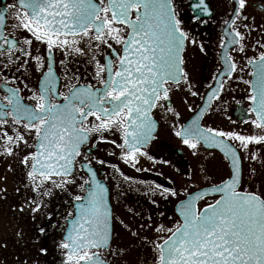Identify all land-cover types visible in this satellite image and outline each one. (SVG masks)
Returning <instances> with one entry per match:
<instances>
[{
  "label": "snow or ice",
  "instance_id": "obj_1",
  "mask_svg": "<svg viewBox=\"0 0 264 264\" xmlns=\"http://www.w3.org/2000/svg\"><path fill=\"white\" fill-rule=\"evenodd\" d=\"M234 3L224 21L228 39L220 43L222 67L203 94L193 90L185 51L192 45L203 53L205 45L186 30L177 0H18L0 9V156L18 158L26 169L33 219L47 207L46 198L66 197L70 210L56 243L60 264H113L109 256L125 255L118 245L113 248L114 221L131 229L113 216L109 189L94 165L107 164L125 181L132 178L96 153L101 144L110 145L106 157H116L118 150L120 160L143 171L138 157L153 159L147 147L156 139L155 113L179 121L172 94L184 87L203 104L194 110L183 102L195 115L187 124L173 123L174 135L193 155L201 146L223 152L230 162L228 178L193 192L185 189L178 215L167 217L171 227L140 224L154 231V239L132 235L150 248L151 264H264V192L243 186V161L258 160L264 149V22H247L248 0ZM190 7L195 22L211 15L206 0ZM10 11L14 23L8 25ZM253 32L258 38L250 42ZM57 69L66 91L60 90ZM29 70L36 75L34 87L25 82ZM233 83L246 86L249 104L241 123L250 131L237 130L231 116L228 128L202 123L208 114L227 111L225 97L236 91ZM149 192L165 201L179 197L175 188L160 184L149 185ZM211 193L218 198L199 207ZM37 231L46 234L43 226Z\"/></svg>",
  "mask_w": 264,
  "mask_h": 264
},
{
  "label": "flooded vegetation",
  "instance_id": "obj_2",
  "mask_svg": "<svg viewBox=\"0 0 264 264\" xmlns=\"http://www.w3.org/2000/svg\"><path fill=\"white\" fill-rule=\"evenodd\" d=\"M195 2L196 0H177L180 16L186 30L194 35L199 43L205 45V51L203 53L200 52L198 47L192 45H188L185 51V60L187 62L186 70L191 76V82L195 85L193 90H197L203 94L207 90L205 86L212 83L211 77L213 73L222 67L223 50L220 48V43L222 39L225 41L228 39L225 31L227 26L224 24V21L230 18L233 8L236 5L234 0H206L211 9V15L202 16V22L198 23L193 20L194 14L190 7V5ZM13 3L18 5V0H0V9ZM245 14L250 17L247 21L250 24H260L264 22V0H248ZM12 15L10 11L7 20L8 25L14 23ZM6 31H11V27H8ZM256 38H258V32H253L250 42H254ZM248 55H253V50L251 48L249 49ZM57 56L58 60L62 58L59 54H57ZM237 59L239 60V57H237ZM69 66L73 67L72 65ZM82 70L83 67H81V71ZM25 75L30 77V79L25 80V82L29 84V87H34L36 75H33L31 70L25 73ZM57 75L61 77L59 85L60 90L66 91V88L63 86L65 81L63 80L62 71L57 69ZM244 78L250 79L247 75H245ZM232 87L235 88L236 91L225 97L228 101V103L224 105L227 111L214 115L208 114L202 123L214 127L228 128L231 127V125L227 116H231L232 119L239 124L237 130L250 131V126L241 123L242 119L247 118L245 116V109L249 104L245 99L246 92L244 89L246 86L233 83ZM3 94L4 89L0 87V96ZM23 94L28 95L29 93L25 91ZM185 100L194 110L203 104L200 96L192 97L188 93L187 88L184 87L172 94L173 107L181 112V119L179 121L172 118L170 113L167 116H163L160 112L155 113L158 121L156 139L147 147L148 154L153 157V159L150 160L147 156L138 157L139 163L137 167H140L143 171L137 172L129 164L120 160L118 150H116V157H106L105 152L112 150V146L100 145L101 151L96 153V155L101 159H106L108 164H116L125 176L132 178L130 181H125L119 173L108 167L107 164L104 166L94 165L98 170V178L101 179L109 189V200L113 216H115V213H119V215L127 217L128 220L137 224V226L138 223L146 224L159 222L171 227V222H169L167 217H173L174 214L177 216L175 213V204L187 196L185 189H187L188 192H193L228 178L230 162L225 159L223 152L219 149L205 150V148L201 146L198 154L193 155L192 150L183 145L181 139L174 135L171 128L173 123H176L177 126H179V124H187L195 115V111L189 112L187 110V107L183 103ZM236 100L241 101V103L236 104ZM248 115L251 114L249 113ZM262 154L264 155V149L260 150V155ZM165 160L168 161L167 164L162 162ZM247 164V160H244L243 169L245 181L243 186L253 191V189L247 185L251 182L247 175ZM256 164L257 166L260 164V168H264V156L263 158H259ZM205 177H207V179H205ZM155 184H160L164 187H173L176 190L177 188L178 190L179 188H183V192L185 193L182 198L172 204L174 197H170L165 201L158 194L152 196L151 192H149V185L154 186ZM215 198H217L216 195L205 196L198 202V206L203 207L205 203H211ZM153 199L156 200V204L152 203ZM64 200L65 197H61V202L63 201L64 203ZM63 203H61V205ZM129 209L132 211L130 212ZM160 212H164L165 217H160ZM134 213H139V215H134ZM149 216L152 217V221H148ZM141 230H143L142 234H148L152 231L147 227ZM153 235H156L154 231ZM161 235H164V233ZM60 262L61 260H57L49 262L48 264H60ZM45 263L46 262H44V264Z\"/></svg>",
  "mask_w": 264,
  "mask_h": 264
},
{
  "label": "rangeland",
  "instance_id": "obj_3",
  "mask_svg": "<svg viewBox=\"0 0 264 264\" xmlns=\"http://www.w3.org/2000/svg\"><path fill=\"white\" fill-rule=\"evenodd\" d=\"M263 156L262 154L259 158H263ZM2 157L0 156V190L6 191H0V264H24L25 261L28 264H44V262L48 264L60 260L56 243L61 239L64 220L57 227L59 221L54 218L58 223L52 229L46 230V234L42 236L37 234L35 227L37 228L44 217L56 213L59 209H61V213L66 214V205L59 208L62 196L57 194L53 198H46L47 207L35 214V219H33V213L27 206V201L34 198V193L31 192L30 188L25 187V184H27L26 169L19 163L18 158L8 157L6 159ZM247 163V175L251 181L247 184L248 187L253 191L264 192V168H260V164L257 166V160H247ZM253 167L255 175L250 174V169ZM183 191V188H179V197H174L172 204L183 197L185 193ZM21 208H23V211L20 210ZM53 217H55V214ZM114 217L123 220L131 231L114 221L116 238L113 241V248L118 245L125 250V255L119 258L109 256L108 259L113 264H151L150 248L142 243L139 236H147L150 240L154 239L156 235H153V231L142 234L143 230L139 228L140 223L137 226V224L128 220L127 217L119 215V213H115ZM173 217H175V214ZM133 231L138 232L139 236H133ZM40 247L47 248V253H40L38 251Z\"/></svg>",
  "mask_w": 264,
  "mask_h": 264
},
{
  "label": "trees",
  "instance_id": "obj_4",
  "mask_svg": "<svg viewBox=\"0 0 264 264\" xmlns=\"http://www.w3.org/2000/svg\"><path fill=\"white\" fill-rule=\"evenodd\" d=\"M2 158H8V157H2ZM26 180V179H25ZM55 214V217H53V215ZM52 213V214H49L50 216H51V219H49L48 218V216L49 215H47V217H44L40 222H39V226H43V227H45V229L46 230H50V229H52V227L53 226H55L57 223H58V221H59V218H58V214L57 213ZM56 220H58V221H56ZM35 229L37 230V228L35 227ZM38 232V231H37ZM38 235H39V233H37ZM42 236V235H41ZM40 238V237H39Z\"/></svg>",
  "mask_w": 264,
  "mask_h": 264
}]
</instances>
